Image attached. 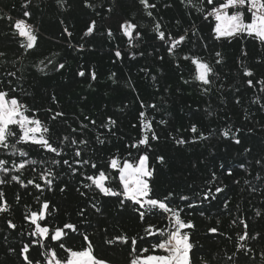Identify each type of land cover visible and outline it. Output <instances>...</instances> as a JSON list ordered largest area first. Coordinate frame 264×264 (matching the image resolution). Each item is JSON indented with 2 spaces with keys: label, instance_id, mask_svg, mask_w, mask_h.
Masks as SVG:
<instances>
[{
  "label": "trees",
  "instance_id": "trees-1",
  "mask_svg": "<svg viewBox=\"0 0 264 264\" xmlns=\"http://www.w3.org/2000/svg\"><path fill=\"white\" fill-rule=\"evenodd\" d=\"M24 2L25 0H0V51L6 53L5 57L0 58L5 61L0 64V87H6L8 80H12L16 87V78L5 74L24 68V79L18 85L24 91L17 94L30 108L39 109L37 115L49 124L54 144L57 143V137L71 135L73 128L79 129L81 122L89 124L85 117L95 120L96 125L89 124L86 130L90 143L84 158L93 159L100 167H104L113 155L121 158L129 152L134 157L138 155L136 149L127 145L141 134L139 112H147L149 118L154 117L153 124L160 137L158 141H151L152 150L149 153L150 164L156 169L151 181L154 194L162 198L169 192L174 193L172 206L184 208L182 217L194 225L192 229L186 230L190 232L196 245L193 264H200L201 257L210 260L212 264H231L226 254L231 255L235 251L237 236L243 232L242 220L247 222L250 235H261L247 242L255 250V259L241 254L236 264H264L259 256L264 251V167L256 163L257 160L264 161V92L260 91V85L254 88L247 86V78L243 76L238 63L241 50H246V62L254 69L255 79L264 77V63H257L258 59H264V46L252 38L214 40V21H205L195 9L189 11L181 0H155L157 18L162 17V22L174 35L182 34L184 29L190 28L194 23L199 29L198 35L204 38L203 42L208 44V48L204 49L201 41L190 36L189 41L180 46L175 56H170L167 45L156 38L152 31L153 21L143 14L137 0H91L95 8L84 7L82 0H67L63 6L57 4L56 0H32L30 18L22 16L21 5ZM165 4H171L172 7L165 8ZM205 7H208L206 2ZM109 8L113 10L109 12ZM97 12L100 13L99 16ZM9 16L13 22L24 18L34 25L38 32V42L33 50L24 53L20 48L19 41L23 38L12 36V22L7 19ZM133 16L136 18L134 22L142 25L139 28L142 39L134 40L130 45L128 38L118 30V25L123 18ZM92 19L99 22L96 34L81 40L86 25ZM177 20L181 21L179 25L176 24ZM65 27L73 33L71 38L64 33ZM108 28L115 33L114 39L107 38ZM80 43L85 44L83 50H77ZM117 47L122 52V59L114 56ZM216 50L222 51L225 59L223 64L215 66L219 79L213 78V87L205 94L201 84L193 79L194 66L181 58L191 53L212 60V54ZM133 54L135 58H132ZM46 58L52 59L54 64L63 63L65 67L56 71L53 65H49L46 75L33 67L41 60L47 63ZM13 60L16 61L15 65L11 63ZM93 69L97 75L95 81L91 80L90 75ZM80 70L85 71L84 77L78 75ZM112 73L116 74L114 78H110ZM17 75L21 73L17 72ZM153 76L156 77L155 80L152 79ZM185 80L189 83H184ZM133 87L135 91L132 90ZM53 95L56 97L55 101L52 99ZM140 100L157 107L154 110L142 109ZM48 109L52 111L49 112ZM55 112H63L64 116L53 121L50 117ZM109 116L117 121L112 133L100 127ZM161 119L167 123H156ZM192 124L197 125L198 133L202 131L209 138L177 145L174 138L182 136L192 141L198 135L190 131ZM226 127L241 129L236 133L241 144L237 145L231 137L224 138L221 135ZM13 130L18 132V129ZM97 133H102L106 138L105 144L96 142ZM17 147L29 153L27 159L45 163L34 165L35 172L32 167H26L22 172L12 174L20 175L24 183L34 180L43 184L38 173L43 167H53L57 179L52 189L49 191L45 188L42 194L32 185L27 188H22L17 182L0 185V190L11 206L10 213L0 214V264H23L19 249L29 240L26 234L21 235L22 231L26 233L28 230L23 217L29 210H39L37 197H40V202L47 199L50 201V208L55 206L58 210L50 213V222L81 225L79 232H87L94 245V254L108 261V264H128L132 246L130 242L108 245L105 243L106 238L121 233H127L129 237L143 236L147 224L166 226V214L157 211L141 222L131 206L121 209L117 198L102 197L96 191L84 189L81 185L83 175L73 176L63 163L52 165L53 159L71 161L73 146H65L62 156H56L34 144ZM246 148L251 151L245 152ZM144 150L142 146L139 151ZM160 155L165 157V165L156 161L155 157ZM0 158L10 162H19L21 159L18 154L12 156L3 151H0ZM220 163L233 170L231 176L219 168ZM241 163L245 165V169L239 167ZM105 170L108 171L107 168ZM213 171L218 177L215 186L226 187L223 193L216 194L217 199L201 203L202 191L208 187H213L214 191L211 182ZM81 172L85 175L94 174L91 168H82ZM111 174L118 175L115 171ZM84 182L87 183L86 180ZM112 186L118 189V180L113 181ZM62 187L65 188L63 192L60 191ZM77 188L87 192V196L82 197ZM17 195L20 197L19 201ZM181 196H188L189 201L181 200ZM225 200L228 201L227 208L224 207ZM90 202H99L102 214H97L90 207ZM187 203H196V206L187 208ZM81 208L87 210V223H82V218L77 214ZM257 210L261 211L260 216L256 215ZM8 218H12L18 225L16 230L8 229ZM213 227L218 229L217 233L209 232ZM154 242L156 241L152 238L138 240L137 251L142 248L150 249ZM46 243L49 247L56 248L61 258L64 256L56 242L48 240ZM65 243L75 249L86 246L79 233L69 232ZM9 247L15 248L16 252H9ZM41 251L38 245H33L30 249L31 258L42 260ZM156 254L163 253L158 251Z\"/></svg>",
  "mask_w": 264,
  "mask_h": 264
},
{
  "label": "snow or ice",
  "instance_id": "snow-or-ice-1",
  "mask_svg": "<svg viewBox=\"0 0 264 264\" xmlns=\"http://www.w3.org/2000/svg\"><path fill=\"white\" fill-rule=\"evenodd\" d=\"M67 0H56L57 4L63 6ZM205 2L208 7H205ZM32 0H25L21 5L24 18H30L32 13L29 11ZM84 7L95 8V4L91 0H82ZM137 3L141 6L143 14L151 18L153 21L152 31L155 33L156 38L162 43L167 45V52L170 56H175L177 50L183 44L187 43L190 36H194L198 41L202 42L204 49L208 48V44L203 42L204 38L199 36V29L193 25L190 28L184 29L182 34L174 35L165 24L162 22V17L157 18L156 9L157 2L155 0H137ZM185 8L189 11L195 9L199 12L205 21L213 20L212 26L213 39L219 41L221 39L232 40L235 38H252L264 46V0H181ZM165 8L172 7L171 4H165ZM113 9L109 8L111 12ZM100 13L97 12V16ZM19 18L14 22L12 17L7 19L12 22L11 34L13 37L23 38L19 41L20 48L24 53H28L29 50H33L37 46L38 32L34 28V25L29 23L26 19ZM135 16L131 18H123L122 22L118 25V30L123 36L128 38V43L133 44L134 40L142 39V33L139 30L142 25H138L135 21ZM180 20L176 21L179 25ZM99 27V22L96 19H92L87 25L86 30L83 32L81 40L86 37H91L96 34ZM64 33L69 38L73 36V33L69 31L67 27L64 28ZM106 36L108 39H114L115 33L111 28L106 30ZM72 46V45H69ZM85 48L84 43H80L77 46V50H83ZM143 55V53H141ZM247 51L242 49L241 55L238 58V63L244 77H246V84L249 88H254L260 85V91L264 92V77L259 80L255 79V71L250 67L247 62ZM6 56V53L0 51V58ZM114 56L117 59H122V52L117 47L114 51ZM212 60L207 57H203L195 54L184 55L181 59L189 61L195 68L193 79L199 82L202 86V90L207 94L213 87V78L219 79V74L216 72V65L224 63V54L222 51L216 50L212 54ZM135 58V54L132 55ZM47 59V58H46ZM163 59V57H161ZM5 61L0 59V64H4ZM13 65L16 61H11ZM257 63H264V59H258ZM49 65H53L54 70L59 71L65 67V64H54L52 59H47V63L41 60L38 64L33 65L39 72L47 74L46 69ZM179 60L177 61V67H179ZM20 72L21 75H17ZM24 68L21 67L16 71L7 72V77H14L17 81V86H13L12 80H8L6 87H0V151L10 153L12 156L19 155L20 161L0 158V185L5 183L17 182L22 188H27L28 185H32L35 189L40 190L41 194L47 188L49 191L52 189L55 180L57 179L56 172L53 167H43L38 173L39 179L43 181V184L37 183L34 180H28L24 183L21 180L20 175L12 174L13 172L20 173L26 167H32V171L35 172L34 165H43L44 161L29 160L27 157L29 153L24 151L23 148H18V145L34 144L39 145L41 149L53 153L56 156H62L64 148L67 145L73 146V157L70 160H52V165H58L63 163L69 169L73 176L83 175L84 180L81 181V185L84 189L89 191H96L102 197H115L118 200V206L124 209L128 206L132 207V210L138 215L141 222L145 221L146 217L159 211L162 214H166L167 224L164 227H160L154 224H147L144 228L143 236L129 237L127 233H121L111 238H106L105 243L113 245L116 243L128 244L131 243L130 259L128 264H193L195 243L192 240V236L187 229H192L194 225L190 220H185L182 217L184 208L173 207L172 198L174 193L169 192L166 196L157 197L154 194V187L151 181L153 180L155 167L150 164V151L152 150L151 141H158L160 139L157 134V130L154 127V117L149 118V115L145 111H140L138 115V122L141 129V134L135 138L134 142L127 145V147L136 149L137 156H133L131 152L127 156L121 158L119 155H113L109 157L107 164L104 167H100L97 163L89 158L85 159L86 150L89 147V139L86 136V130L89 128V124L96 125L95 120H90L85 117V120L89 121V124L83 122L80 123L79 129H71V135H64L63 137H57V143H53L51 136L52 131L49 124L41 120L37 113L39 109L30 108L27 104L23 103L17 93H23V89L19 88V82L24 79L22 73ZM80 77L85 76V71L80 70L78 72ZM91 80L95 81L97 78L96 71L91 70ZM115 73H112L110 78H114ZM156 79L155 76L152 77ZM113 79V83H115ZM130 83V82H129ZM184 83H189L185 80ZM2 84V81H0ZM91 87V85H89ZM223 87V85H221ZM135 91V88L132 89ZM55 101V95L52 96ZM139 99V97H137ZM259 99V98H258ZM239 103V100H237ZM141 108L156 109L155 104H145L143 100H140ZM264 107V105H262ZM49 112L52 109H48ZM63 112H55L50 119L56 120L59 117H63ZM159 125L167 123L166 120H159ZM117 121L111 116L100 125L101 128L107 129L108 133H112V129L116 126ZM135 127V125H134ZM18 129L14 131L13 129ZM190 131L193 134L198 133L196 124H192ZM241 129H232L226 127L222 130L221 135L224 138L231 137L233 142L237 145L241 144V140L236 136ZM114 134V133H113ZM211 135V133H209ZM209 136H206L204 132H199L195 135L192 141L184 139L182 136L174 138L177 145H185L190 142H197L207 140ZM96 142L100 145L106 143V138L102 133H97ZM144 147V151L140 152V148ZM251 149L246 148L245 152H250ZM156 161L160 165H165V157L160 155L155 157ZM256 163L264 167V161L257 160ZM78 166V167H77ZM240 168L245 169V165L241 163ZM82 168H91L94 170V174L85 175L81 172ZM108 169V171L105 170ZM219 168L224 170L227 175L231 176L233 170L229 167L226 168L224 163L219 164ZM115 171L117 176H113L111 173ZM10 177V179H9ZM257 179H260L257 176ZM118 180L119 188L112 186L113 181ZM218 180L216 172L211 173V182L213 187H208L202 191L201 200L199 202H210L217 199L216 194L223 193L224 187L215 186V182ZM245 183H249L245 181ZM61 192L65 191V188L60 189ZM77 191H80L77 188ZM253 191L255 189L253 188ZM82 197L87 196V192L80 191ZM20 197L17 195V201ZM95 197H93V200ZM181 200L189 201L188 196H181ZM39 203V210H29L25 213L23 219L27 224V232H21V235H27L29 237L28 242L23 243L19 249V255L22 257L23 264H108L105 259L99 258L94 254V245L87 232L80 233L79 229L81 225L72 222H64L61 224H54L48 220V216L51 212L58 211L55 206L50 208V201L44 199L40 202V197H37ZM99 202H90V207L95 210L97 214H102V208L98 207ZM187 208H194L196 203H187ZM224 207H228V201H224ZM86 209L81 208L78 211V216L82 218V223H87ZM11 206L5 199V194L0 190V214L10 213ZM203 214V213H201ZM256 215L260 216L261 211L257 210ZM236 221H233L235 224ZM243 224L242 234H238L235 251L231 255L226 254V258L231 264H236L237 258L242 254L245 257L251 256L255 259V250L248 245L249 240H255L261 234L256 233L250 235L248 231V224L246 221H241ZM8 229L16 230L18 225L14 223L12 218L6 220ZM69 232L79 233L83 241L86 242V246H81L79 249H75L68 246L65 240L68 238ZM210 233H217L218 229L213 227L209 229ZM105 235L107 236V230L105 229ZM146 238H152L156 242L151 243V248H142L137 251V241L145 240ZM7 239V237H5ZM231 239V237H229ZM51 240L56 242L58 248L63 251L64 256L61 258L56 248L49 247L46 241ZM33 245H38L41 251L42 260H34L31 258L30 249ZM9 252H16L15 248L9 247ZM163 254H156L157 252ZM260 259L264 261V251L259 253ZM200 264H212L210 260L200 258Z\"/></svg>",
  "mask_w": 264,
  "mask_h": 264
}]
</instances>
